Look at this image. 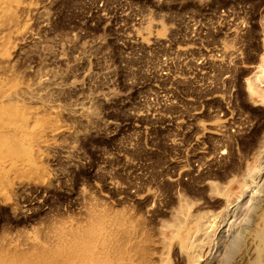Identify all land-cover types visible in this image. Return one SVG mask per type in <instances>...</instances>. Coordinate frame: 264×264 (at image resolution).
Here are the masks:
<instances>
[{
	"label": "rangeland",
	"instance_id": "obj_1",
	"mask_svg": "<svg viewBox=\"0 0 264 264\" xmlns=\"http://www.w3.org/2000/svg\"><path fill=\"white\" fill-rule=\"evenodd\" d=\"M263 54L264 0H0V112L25 121L0 124L25 140L0 144V248L89 206L153 226L182 195L223 210L208 172L264 157V98L246 87ZM251 233L231 264H264Z\"/></svg>",
	"mask_w": 264,
	"mask_h": 264
},
{
	"label": "bare ground",
	"instance_id": "obj_2",
	"mask_svg": "<svg viewBox=\"0 0 264 264\" xmlns=\"http://www.w3.org/2000/svg\"><path fill=\"white\" fill-rule=\"evenodd\" d=\"M246 87L264 98V54ZM14 98L15 93L6 96V100ZM1 108L0 124L14 128L25 123L16 119L15 106L5 103ZM97 112V103L85 109L88 119L83 131L95 128ZM1 137L0 144L9 150L25 142ZM231 152L218 170L208 172V177L223 180L206 182L209 197L228 202L217 214H209L186 195L175 200L168 218L157 226L120 204L112 214L89 206L84 223L51 224L44 232L27 235L24 250L0 248V264H171L172 255L179 264H231L247 228L258 241V256L263 257L264 157L245 164Z\"/></svg>",
	"mask_w": 264,
	"mask_h": 264
}]
</instances>
